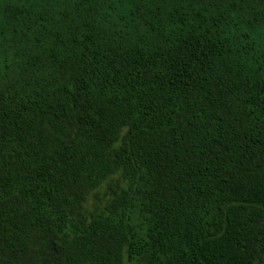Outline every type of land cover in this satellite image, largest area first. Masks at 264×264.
Wrapping results in <instances>:
<instances>
[{
    "label": "trees",
    "instance_id": "trees-1",
    "mask_svg": "<svg viewBox=\"0 0 264 264\" xmlns=\"http://www.w3.org/2000/svg\"><path fill=\"white\" fill-rule=\"evenodd\" d=\"M0 264H264V0H0Z\"/></svg>",
    "mask_w": 264,
    "mask_h": 264
},
{
    "label": "rangeland",
    "instance_id": "rangeland-1",
    "mask_svg": "<svg viewBox=\"0 0 264 264\" xmlns=\"http://www.w3.org/2000/svg\"><path fill=\"white\" fill-rule=\"evenodd\" d=\"M103 191H104V189L102 188L101 190H100V192L101 193H103ZM93 202H95L94 201V198L91 196L89 199H88V208H90V206L93 204Z\"/></svg>",
    "mask_w": 264,
    "mask_h": 264
}]
</instances>
